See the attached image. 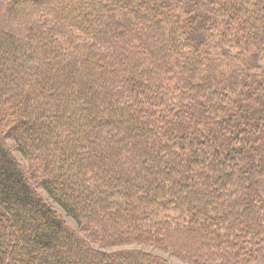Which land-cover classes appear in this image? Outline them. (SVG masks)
<instances>
[{
    "label": "trees",
    "instance_id": "obj_1",
    "mask_svg": "<svg viewBox=\"0 0 264 264\" xmlns=\"http://www.w3.org/2000/svg\"><path fill=\"white\" fill-rule=\"evenodd\" d=\"M93 244L264 264V0H0V264Z\"/></svg>",
    "mask_w": 264,
    "mask_h": 264
},
{
    "label": "rangeland",
    "instance_id": "obj_2",
    "mask_svg": "<svg viewBox=\"0 0 264 264\" xmlns=\"http://www.w3.org/2000/svg\"><path fill=\"white\" fill-rule=\"evenodd\" d=\"M6 143L12 149V152H13L14 156L22 163V165H24V167L26 169H29V166H28L27 162L15 150L13 141L10 140V139H6ZM29 176H30L31 181L34 182L33 178L30 175V173H29ZM37 191L45 199V201L54 210H56V212L66 221V223L70 226V228L78 230L77 223L70 216H68L56 203H54L52 201V199L46 194V192L42 188L38 187ZM94 246L96 248L104 250L106 252L115 251V250H121V249H139V250H142L144 252H148V253L160 256V257L166 259L171 264H186V263H183L182 261H180L175 256L171 255L170 253H167V252L162 251V250H160L158 248H155V247H152V246H149V245H145V244L121 245V246H113V247H105V248H99L96 245H94Z\"/></svg>",
    "mask_w": 264,
    "mask_h": 264
}]
</instances>
